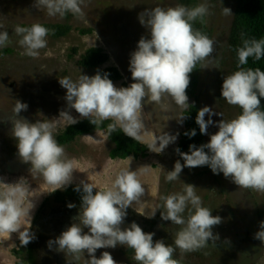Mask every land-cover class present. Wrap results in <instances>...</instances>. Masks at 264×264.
I'll use <instances>...</instances> for the list:
<instances>
[{"label": "clouds", "instance_id": "clouds-1", "mask_svg": "<svg viewBox=\"0 0 264 264\" xmlns=\"http://www.w3.org/2000/svg\"><path fill=\"white\" fill-rule=\"evenodd\" d=\"M31 1L5 0V4L0 3V15L8 17L16 9H24ZM118 1L122 3V0ZM35 3L43 7L49 16H59L63 19L67 14L74 15L75 18L71 21L83 26V29L79 30L81 35L89 34L94 30L91 25L77 21L78 17L84 15L85 0H35ZM208 11L207 4L201 3L192 8L184 5L168 8L158 6L139 15L138 21L148 34L140 37L135 50L130 53L128 71L132 82L126 87L115 86L109 78V73L101 71H96L91 76L81 73L75 81L69 78L72 74L84 70V67L78 64L80 55H83L86 49L96 46L89 45L90 47L85 48L83 53H75L69 57L73 59L79 57V59H76L75 66L65 62V72L67 75L71 72L70 76L58 80L59 85L65 89V109L59 112V115L68 122L64 126L55 128V125L47 119L29 122L21 117V111H26L28 106L17 98L25 97L22 98L6 89L5 98L0 101V117L10 114L5 124L12 125L11 136L15 140L13 145L16 144L17 155L23 163L30 164L29 174L43 178L46 190L38 193L23 176L12 182H5V179L0 177V236L9 238L12 233H16L21 246H26L35 238L31 227L36 216L32 220V213L38 198L44 193L50 194L71 185L74 182L73 172L76 173L73 164L79 166L81 174L83 173L81 170L86 168L78 158V154H83L82 150L79 152L81 142H86L87 155L98 157V155L92 156L94 151L90 150L87 141L103 133L109 149L107 156H104L108 163L116 159L120 161L131 159L135 163L149 161L136 160L132 155L122 159L111 158L109 152L113 149V145L107 139L105 129H95L80 135L78 139L70 138L60 144L56 139L64 137V131L71 125L91 117L104 121L113 120L115 125L127 135L138 137L149 147L150 144L144 142L139 135L143 128L141 113L145 103H154L163 108L165 106L162 101L165 97H169L182 110L192 106L186 94L190 83L189 74L199 61L211 56L213 52V40L194 30L192 21L205 16ZM222 11L225 15H231V10L227 7H222ZM118 18L119 11L112 19L120 23ZM43 20L44 18L38 16L34 21L41 23ZM40 23L27 27L16 26L14 29L16 38L20 37L18 43L25 48L26 54L32 57L37 56L39 50L47 45L49 29ZM69 25H71V36L58 41L71 42L76 46L79 38L74 37L73 26L71 23ZM82 30H85V33H81ZM8 32L10 31L5 25L0 23L2 48L9 43ZM71 38L73 39L70 40ZM97 41L103 42L100 37H97ZM12 50L14 53L0 56L6 57L18 52V49L12 48ZM236 52L238 70L223 76L220 96L229 105L238 106L240 113L230 120L214 121L212 117H221V114L212 107L203 106L198 109L195 123L199 133L209 137L208 141L200 145L189 144L187 152L180 151L179 148L175 149L183 163L180 160L174 163L172 170L167 171L165 177L167 181L180 179V173L185 167L207 166L214 175L222 174L241 188L264 192V110L261 109L260 99L264 98V70L242 67L248 63L249 57L255 60L264 57V39H242V46L237 48ZM110 53L111 51H108V59L99 65L103 66V69L111 66L105 67L111 57ZM18 67L21 69L24 66L11 63L8 59L0 64V69H7L4 75L9 69ZM121 75L123 78L124 75ZM13 85L14 82L8 88ZM24 85L30 86L26 83ZM24 90H26L25 95L27 94L28 89L22 88L20 95L24 94ZM72 110L81 118L74 117L71 114ZM182 110L177 121L180 123L177 127L179 133L170 134L161 130L160 136L154 139L149 147L148 154L151 150L159 154L169 144L180 139L183 130L181 126L184 128L186 123V116L183 115ZM206 115L207 119H205ZM52 117V114L48 115L49 119ZM210 126L216 127L217 131L210 134L208 132ZM196 134V129L184 133L189 139ZM99 146L101 147V141ZM68 155L72 157L73 162L67 157ZM101 170L96 174L90 173L96 178ZM84 171V174L89 172ZM183 183L182 192L160 195L164 212L159 213L162 221H170L181 226L175 234V247L183 251H194L208 246L209 242L215 243L220 240L219 235L212 229L222 222V218L219 215L213 216L212 210L203 206L200 196L196 193V186ZM77 184H74L76 186L73 190L80 193L78 211L64 230L63 227L58 228L57 231L54 228L53 232L61 233L47 242L50 250L71 255L76 261L83 257L85 264H117L110 252L103 251L99 257L96 256V252L98 249L126 246L133 250L134 259L138 264H179V261L173 258L175 251L173 246L165 244L163 239L154 241V233L144 232L135 221L125 225L128 209L133 208V204L145 193L144 186L135 171L131 169L119 171L110 185L100 189L84 180ZM157 188L159 189L158 183ZM66 206L69 209L76 207L74 203H68ZM158 209L159 206L147 213L143 210L134 211L152 219ZM186 209L187 218L184 216ZM54 222V227L57 229L58 221L54 220ZM49 224H53V221ZM254 239L264 241V220L259 222V229L254 233ZM224 242L229 243L227 239ZM4 255L14 256L9 251Z\"/></svg>", "mask_w": 264, "mask_h": 264}, {"label": "rangeland", "instance_id": "rangeland-1", "mask_svg": "<svg viewBox=\"0 0 264 264\" xmlns=\"http://www.w3.org/2000/svg\"><path fill=\"white\" fill-rule=\"evenodd\" d=\"M236 2V0H221V3L220 0H200L199 2L200 4L206 3L209 9L208 13L204 17L207 27L210 30V39L213 40V52L211 56L202 60L200 64L198 79L199 84L197 89V92L199 93L198 109L203 106H209L212 107L214 111L221 114L222 108L220 107L219 103H221L220 89L222 78L223 76L230 74V71L233 69V61L229 58L227 52V43L229 41L230 28L235 13ZM0 3L5 4V0H0ZM114 3L118 4L119 1L85 0V4L83 6L84 15L82 17H78L77 21L81 23L85 22L86 24L93 27L94 30L89 34L81 35L79 30L83 29V26L76 23L75 21H71L70 23L73 26L74 37L79 38L77 44L81 49L78 51V53H83L84 49L89 45L96 47H106V50L111 51L110 54L112 57L111 62L109 59V62L105 64V67L108 65L115 66L119 72L124 75L121 80L112 82L117 87H126L132 82L130 72L128 71L130 53L135 50L137 41L140 39V37L142 35L148 34L147 30L144 29L139 23L138 16L145 14L158 6L162 8H168L175 7L179 4L176 0H122L121 4L125 3L127 5L126 10H123L125 11L126 19H123L126 23H128V28L126 23H119L118 21H114L112 19L118 11V9L114 8ZM222 7L229 8L231 10V15H225L222 11ZM38 16L50 22L64 21V19L59 16H49L43 7H40L35 3V0H32L29 4H27L24 9L18 8L14 10V13L10 14L8 17L5 15H0V17H2L0 18L1 22H6L10 19L5 25V28L10 31L8 32L9 43L7 45L11 48L16 45V49H18V52H16L14 55H9L6 57L0 56V64L8 59L11 61V63H17L21 66H24L21 69L20 67L9 69L8 72L10 73L5 74V77L10 78L11 81L14 82V85L11 88H7L10 86L3 83L2 87H6L7 90L13 91L22 98H27V96L28 98L31 97L30 105H33L35 102L39 101V103L36 104V109L30 113L22 115L21 117L26 118L29 120V122L47 119L50 120L56 128L64 126L68 122L63 118V116L59 115V112L65 109V105H63L65 103L62 97L65 94V89L60 88V86H58L59 83H55V81H53L54 77L52 76V73L55 74V78L57 80L64 77H69L70 73L67 75L65 72V62H67L69 65L75 66L74 63H77L76 59H79V57H75L74 59L66 58V55L69 53V47L71 48L73 45L71 42H55L46 38V47L39 50V57L31 56L30 58H35V61L29 63L26 60V56L23 53H20L21 50L26 53V50L18 43L20 37L18 36V38H16L17 35L14 29L20 22H32L36 20ZM97 37H100L103 42H98ZM72 39L73 38L70 40ZM74 44L76 43L74 42ZM1 48L2 47H0V49ZM25 60L29 63V65L24 62ZM38 68L51 75L49 76V78L51 77L50 82H41L43 78L42 76L38 75ZM101 69H103V66H99L97 69L84 68L83 74L91 76L95 74L96 71H101ZM69 78L73 79L71 76ZM34 80L37 83L36 89L34 88ZM51 80L54 82V84L51 82ZM24 83L29 84L30 86L26 87ZM44 84H48L46 91H44ZM22 88L32 91H27V94L25 95L26 90H24V94L20 95V89ZM49 94L55 98V101H47V95ZM41 103L46 105L42 112H40V106L42 105ZM162 104L165 107L162 108L160 105L154 103H145L144 109L141 113L143 128L140 130L139 135L144 142L150 144L149 147H151L154 139L160 136L161 130L170 134L179 133L176 122L180 119L179 113L182 109L175 105V103L169 97H165L162 101ZM73 111L74 110H72L71 113L72 115H74ZM49 114L53 115V117L50 119L48 118ZM207 118L208 117L206 115L205 119ZM212 119L214 121H218L222 118L220 116H213ZM181 128L183 129V126H181ZM216 131L217 128L214 126H210L208 128V132L210 134L215 133ZM208 138L209 137L205 135L206 142L208 141ZM85 143L86 142L80 143L79 152L82 150L83 154H78V158L80 163L86 166L84 170L89 172L84 174L85 171L81 170L83 171L81 174L79 171V166L73 164L76 173L73 172L74 182H72V184L78 185L77 182L84 180L100 188L102 185H110L115 175L119 171L131 169L137 173L139 181L144 186L145 193L138 202L133 204V208H130V210H143L147 213L150 212L151 209L157 208L156 206L158 203L152 201V196L158 195V197H161L160 194H163L167 190V180L165 177L167 175V171L172 170L174 163L176 162L175 152L168 153L164 149L161 153L157 154L151 150L150 153L153 155H150L151 157H149V161H138L137 163L132 162L131 159H126L124 161L117 159L112 160L109 163L108 168L105 170V165L103 166L105 162L104 156L91 157L87 155L88 150ZM170 146L172 145L169 144L167 147ZM64 149L66 152V147ZM67 157L73 162V159L70 155ZM153 162H156L155 166L153 165ZM161 162L164 164L162 165ZM1 167H3V169H1ZM7 167H11V170L5 169ZM162 167H164V169ZM29 168L30 164L23 163L18 157L16 144H14L10 149H0V177L4 178L5 182H12L23 176L27 178V181L31 184V187L34 185V188L38 193L45 191L46 187L43 178L39 175L29 174ZM100 170L102 172H100L96 178L91 175V173L96 174ZM183 174L181 175L183 182L188 183L191 172H189L186 168ZM157 183L159 189L157 188ZM221 185L223 191H229L230 193L234 194L236 199L240 200L235 202L232 199V202H235L233 203L235 206L238 203L237 210L239 213L235 214L237 218L232 217L228 220L226 217H221L222 222L219 225L214 226L212 229L215 234L219 235L220 240L216 241L215 243L209 242L208 246L200 248L202 251H208L207 255L198 256L195 254V250L183 251L179 248H175L173 258L179 261V264H264V245H262L264 244V241L254 239V233L259 229V221L256 216V209L258 206L264 207V192L250 188H241L234 184L230 178H225L223 175L221 178ZM180 188L178 187L177 192L183 191ZM158 191L160 194H158ZM48 195L49 193H44L39 198L42 197L44 201ZM52 205L56 206V203L53 202ZM37 207H39L38 204H36L35 208ZM77 211V207L71 208L68 225L72 222L71 218L76 215ZM126 220L127 223H130L128 218L125 219V221ZM68 225L63 226V230ZM34 226L35 223L32 225L31 231ZM86 230L87 229H85V231ZM231 230H234V232L230 233ZM235 233L239 235L236 234L234 239H229L228 236ZM14 234L17 238L14 237ZM226 237H228L227 239L230 240L229 243L224 241L221 242ZM35 239L38 243L37 247H46V249H40V253L45 252V254L48 255L46 259L49 260L50 256L54 255L55 250H50L47 246V242L42 238H39L38 235L35 236ZM232 240L237 242V248H227L232 244ZM242 240L244 242H242ZM17 241L19 244H17ZM254 244H261L262 248H257L254 246ZM18 245L20 246V241L16 233H12L9 238L6 236H0V261L2 264H17V262H20L22 258L21 256L16 259V254H14L12 257L4 255L5 252L7 253L9 251V248V252H11V248L16 249ZM238 246H240L239 249ZM212 247H214V251L211 250ZM54 248L55 247L53 246V249ZM107 250L110 249H98L96 256L99 257L101 252ZM211 251L214 252V255H211ZM250 252H252V254L248 255ZM65 255L64 257H68L67 254ZM113 259L117 261V264H138L137 261L135 262L133 259L124 258L119 253H116V256H113ZM73 262H75V264H85V260L84 262L80 263V260L76 261L73 259Z\"/></svg>", "mask_w": 264, "mask_h": 264}, {"label": "trees", "instance_id": "trees-1", "mask_svg": "<svg viewBox=\"0 0 264 264\" xmlns=\"http://www.w3.org/2000/svg\"><path fill=\"white\" fill-rule=\"evenodd\" d=\"M114 1V0H111ZM179 5H184L188 8H192L200 4V0H176ZM199 1V2H198ZM236 8L235 13L233 17V21L231 23L230 28V34H229V41L227 43V52L230 59L233 61V69L230 71V74L236 70H238V59H237V48L242 46V39H264V0H236ZM125 2V1H124ZM113 6L118 9L119 11V18L118 20L122 23H126L123 18H125V11L127 5L121 4V3H114ZM75 18L72 14H67L63 17L64 21H46L43 20L40 22H20L16 26H31L34 23H40L44 25L46 28L49 29V34L47 36L48 40L58 42V40L66 39L71 36V25H69L70 21ZM126 19V18H125ZM10 20V19H9ZM6 22H0L3 25H6ZM58 20V19H57ZM131 22V21H130ZM133 22V21H132ZM126 26L129 28L128 23H126ZM192 26L194 30H197L206 36L210 38V30L207 27V23L205 22V17H198L195 21H192ZM81 33H85V30H82ZM13 49H16V45H14ZM106 47L99 46V47H90L86 49L85 53L83 55H80V59L78 60V64L82 67L89 68V69H96L99 65L103 64L109 57L108 50H106ZM80 50V47L78 44L72 45L71 48L69 47V53L66 55L67 58L73 56L72 52L78 53ZM21 52L27 56L25 52L21 50ZM14 51L11 47L8 45L0 51V55L5 54H12ZM202 61V60H201ZM201 61H199L193 71L189 74L190 75V83L188 88L186 89V94L189 97V100L191 102L189 103L192 106H189L187 109H183V115L186 116V123L184 125V128L182 132L180 133V139L177 148L180 149V151L187 152L189 144H196L200 145L202 143H206L205 135H201L199 133V128L195 123V116L197 114L198 110V96L199 93L197 92L198 89V79H199V72H200V64ZM245 69L251 68L256 69L259 68L261 70H264V57H262L260 60H255L252 57L248 58V63L246 65L242 66ZM7 71L6 68L0 69V101L5 98V91L6 87H2V84H8L10 86L12 84V81L10 78H6L5 75H3ZM101 72H107L109 73V78L112 81L119 80L122 78L121 73L115 66H109L107 68H104L101 70ZM8 88V87H7ZM261 99V109L264 110V98ZM194 102V103H193ZM220 107L221 109V118L224 120H230L235 118L240 113V108L235 105H229L221 96H220ZM96 121V122H93ZM112 126V127H110ZM95 129H105L107 133V139L110 141V143L113 145V149L109 152V155L111 158H125L129 155H132L136 160H149L150 155H153L147 151L149 150V147L145 144H143L138 137H131L127 135L121 128L117 127L113 120H100L97 118H86L79 120L78 123L71 125L68 127L64 132V137H57V142L64 143L67 142V140L71 139H78L80 135L86 134L89 132H92ZM190 129H196L197 134L196 136L189 139L187 136L184 135V133ZM1 134V132H0ZM8 136V135H6ZM13 147V139L10 143L5 145V137L0 138V149L1 148H7L10 149ZM180 160L181 163L183 161L181 160L179 154L176 152V161ZM156 162H153V165L155 166ZM151 165V166H153ZM164 169V167H162ZM187 167L183 169V171L180 173V179L176 181H167V190L160 194L161 196H166L168 194L177 193L178 187L181 190L184 188V183L182 179V174L185 172ZM189 172H191V175L189 177L188 183L196 186V193L200 196L202 204L204 207L209 208L212 210V215L216 216L219 215L220 217H226L228 220L232 217H236L235 214L239 213L237 210L238 203L236 206L233 204L237 201H240L239 199H236L234 194L230 193L229 191H223L221 188V178L222 174L214 175L211 170L207 166L202 167H196V168H187ZM184 175V174H183ZM187 183V182H185ZM74 184L69 185L66 189L63 190H57L53 193H50L44 200L43 205L41 206L40 210L38 211L37 215H35V220L33 222V225L35 223V226L32 229V232L35 234V236H39V238H42L44 241L48 242L50 240L49 237L55 238L60 233H55L58 228L62 229L63 226L67 225L66 222H69L70 212L71 209H69L66 205L68 203H74L77 208H79L80 205V193L73 190ZM237 197V196H236ZM235 202H232L233 200ZM152 201H157V206H159V209L157 211V214L154 218L148 219L145 216H143L141 221H135L144 232H152L154 233L153 240L163 239L165 244L171 245L174 248V239L176 232L180 229L181 226L175 225L170 221H162L160 219V213L164 212L163 208V201L160 199V197L152 196ZM56 203V206H53L52 203ZM217 203V204H216ZM240 204V203H239ZM214 205V206H213ZM156 206V207H157ZM216 206V207H215ZM55 214V215H54ZM130 213L127 214V218L130 217ZM188 211L186 209L184 216L187 218ZM135 216H138V214L135 213ZM256 216L258 221L264 220V207L258 206L256 209ZM59 218V219H57ZM54 220L58 221V224L54 227L49 226L50 222ZM133 221V218H132ZM44 226H49L51 229L48 231V235L46 236L43 228ZM234 227V226H233ZM35 228V229H34ZM54 231L53 232V230ZM87 231V230H86ZM234 230H231L230 233H233ZM42 233V235H41ZM54 233V234H51ZM237 233L232 234L229 237V239L236 236ZM42 237H41V236ZM239 235V234H237ZM224 238L221 242H223ZM52 239V238H51ZM227 239L228 241H230ZM232 244L229 245V247H235L237 248V242L232 240ZM242 242H244L242 240ZM264 245V244H262ZM262 245H256L257 248H262ZM38 243L36 242V239L34 238L29 244L26 246H23L25 253L24 256H22L20 262H17V264H65L64 262L70 263V258L73 257L71 255H68V257H64V253L54 251V255L50 256L49 260L46 259L48 255L45 254V252L40 253V249H46V247H37ZM240 246H238V249ZM110 250H107L111 253L112 257L116 256V253H119L124 258L133 259V261L136 262L134 259V252L132 249L127 248L126 246H118L116 248H109ZM214 251V247L212 249ZM211 251V255H214V252ZM195 254L198 256H205L207 255L208 251H202L200 249H196ZM22 253V249H13V254ZM217 253V252H216ZM252 254V252L248 253V255ZM247 255V256H248ZM66 256V255H65ZM73 260V259H72ZM84 258L81 257L80 263L84 262Z\"/></svg>", "mask_w": 264, "mask_h": 264}, {"label": "flooded vegetation", "instance_id": "flooded-vegetation-1", "mask_svg": "<svg viewBox=\"0 0 264 264\" xmlns=\"http://www.w3.org/2000/svg\"><path fill=\"white\" fill-rule=\"evenodd\" d=\"M72 54H74L75 55V52H72ZM38 57H39V55H37ZM31 56H29L28 57V55L26 56V60L29 62V63H31V62H33V61H35V58H30ZM112 57V56H111ZM111 57H110V62H111ZM24 61L26 64H28L29 65V63L27 62V61ZM70 71H71V69H70ZM10 72H8L7 74H9ZM38 75L39 76H42V81L41 82H45V83H48V82H50V78H49V76H51V75H49V74H47V73H45V72H43L41 69H39L38 68ZM71 73V72H70ZM83 74V71L82 72H79V73H76L75 75L74 74H72V80H77L78 78L77 77H79V75L80 74ZM52 76L54 77V79H53V81H55V83H58V80L55 78V74L54 73H52ZM52 80H51V82L54 84V82H53ZM36 81L34 80V88L36 89ZM58 86H60V85H58ZM48 88V84H44V91H46V89ZM60 88H62L61 86H60ZM28 91H32V90H28ZM65 95V94H64ZM64 95L62 96L63 97V101H64V103H65V100H64ZM30 98L31 97H29L28 98V96H27V98H23V99H19V98H17V100L18 101H20V102H22V103H25V104H27V110L26 111H21L22 112V115H25V114H27V113H30V112H32L34 109H36L37 108V103H39V101H37V102H35L33 105H30ZM47 101H55V98L51 95V94H49V95H47ZM42 104V103H41ZM54 105V104H53ZM63 105H65V104H63ZM45 106L46 105H44V104H42L41 106H40V112H42L43 110H44V108H45ZM3 113H5V112H3ZM19 116H20V113H19ZM170 116H171V114H170ZM10 118V114L9 113H7V114H5L3 117H0V132H1V134H0V138L2 137V138H4L5 137V145L6 144H8V143H10L11 142V140L13 139V141H15L14 140V138L11 136V127H12V125H10V126H7L6 124H5V121L6 120H8ZM14 118H15V116H14ZM178 121V120H177ZM177 123V127H179V124L180 123H178V122H176ZM4 125V126H3ZM2 127V128H1ZM6 135H8V136H6ZM178 143H179V139H177L176 140V142L175 143H173V144H171L172 146H170V147H166L165 148V150L168 152V153H173V152H175V154H176V151H175V149H177V146H178ZM171 150H172V152H171ZM16 156V155H15ZM17 164H20V163H17ZM161 164L163 165L164 163L163 162H161ZM104 165H105V170L108 168V166H109V163L107 162V160H105V162H104ZM11 166V165H10ZM1 169H3V167H1ZM5 169H8V170H11V167H7V168H5ZM30 184V183H29ZM104 186L102 185L100 188H103ZM33 188H34V185H33ZM97 189H100V188H98V187H96ZM157 202V201H156ZM43 203H44V201H43V198L41 197V198H38V200L36 201V204H38V206L39 207H37V208H35L34 209V211H33V213H32V220H33V218H34V216L35 215H37V213H38V211L40 210V208H41V206L43 205ZM128 213H130L129 215H130V217L128 218V221L129 222H132V218H133V221H141L142 219V215H139L138 214V216H135V211H133V210H130V208L128 209ZM137 214V213H136ZM126 219H127V217H126ZM32 223V222H31ZM66 224L68 225V222H66ZM125 224L127 225L128 223H127V220L125 221ZM55 226V222H53V224H51V225H49V226ZM49 226H44V228H43V231H44V233H45V235L47 236L48 235V231L51 229V227H49ZM14 237H16V235L14 234ZM17 238V237H16ZM50 239L52 238V239H54L53 237H49ZM17 244H19V242L17 241ZM55 247V246H54ZM17 248L18 249H22V250H24V248H23V246H17ZM9 251H10V248H9ZM11 252L13 253V248H11ZM11 253V254H12ZM25 253V251H22V253H15L16 255H15V258L17 259L19 256H23V254ZM14 255V254H13ZM0 264H2V262L0 261ZM65 264H75V262H73V260L70 258V263H68V262H66Z\"/></svg>", "mask_w": 264, "mask_h": 264}, {"label": "crops", "instance_id": "crops-1", "mask_svg": "<svg viewBox=\"0 0 264 264\" xmlns=\"http://www.w3.org/2000/svg\"><path fill=\"white\" fill-rule=\"evenodd\" d=\"M73 114H74L73 116L76 117L77 119L81 118L78 116V114L74 113V111ZM99 141H101V147L99 146ZM87 142L89 143L88 147L90 148V150L94 151L92 156H96V155L107 156L109 149H108L106 136L103 133H99L97 138H94L92 140L89 139Z\"/></svg>", "mask_w": 264, "mask_h": 264}]
</instances>
